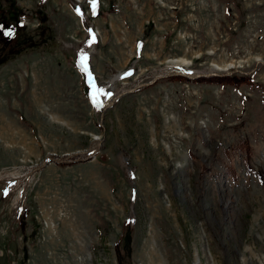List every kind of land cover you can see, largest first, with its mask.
Segmentation results:
<instances>
[{
  "label": "rangeland",
  "instance_id": "obj_1",
  "mask_svg": "<svg viewBox=\"0 0 264 264\" xmlns=\"http://www.w3.org/2000/svg\"><path fill=\"white\" fill-rule=\"evenodd\" d=\"M0 25V264H264V0H0Z\"/></svg>",
  "mask_w": 264,
  "mask_h": 264
},
{
  "label": "snow or ice",
  "instance_id": "obj_2",
  "mask_svg": "<svg viewBox=\"0 0 264 264\" xmlns=\"http://www.w3.org/2000/svg\"><path fill=\"white\" fill-rule=\"evenodd\" d=\"M93 2V6H95V0H92ZM77 11H79V9H77ZM3 26L0 25V29H2ZM14 34V29L9 28L7 31H5V35L11 36ZM94 39V37H93ZM88 57L85 53H81L80 57H79V63L80 66L82 68V71H84L87 74V82L89 83V85L91 86V98L92 101L94 103V105L99 106L100 105V101L98 99V97L100 96V94L104 93V89L103 88H98L97 85L95 84L92 74L89 71L88 68ZM108 95H110V93H108Z\"/></svg>",
  "mask_w": 264,
  "mask_h": 264
},
{
  "label": "trees",
  "instance_id": "obj_3",
  "mask_svg": "<svg viewBox=\"0 0 264 264\" xmlns=\"http://www.w3.org/2000/svg\"><path fill=\"white\" fill-rule=\"evenodd\" d=\"M1 38H2V40H9V39L11 38V36L3 35ZM1 45H3V44H1ZM223 76H225V75H214V76L210 77V79H213V78H219V77H223ZM227 77H228V76H227ZM115 248H117L116 244H115ZM116 253H117V252H116ZM116 256H117V254H116ZM117 260L119 261L120 259L117 258Z\"/></svg>",
  "mask_w": 264,
  "mask_h": 264
},
{
  "label": "bare ground",
  "instance_id": "obj_4",
  "mask_svg": "<svg viewBox=\"0 0 264 264\" xmlns=\"http://www.w3.org/2000/svg\"><path fill=\"white\" fill-rule=\"evenodd\" d=\"M173 67V66H172ZM179 67V66H178ZM178 67H174V68H170L171 70H169L168 69V71L171 73V74H173V73H176V74H179V73H177V72H175V71H182V72H184V73H187V74H192V73H195V72H188L187 70H185V69H181V68H178Z\"/></svg>",
  "mask_w": 264,
  "mask_h": 264
},
{
  "label": "water",
  "instance_id": "obj_5",
  "mask_svg": "<svg viewBox=\"0 0 264 264\" xmlns=\"http://www.w3.org/2000/svg\"><path fill=\"white\" fill-rule=\"evenodd\" d=\"M177 73H179L180 75H184V76H188V77H195V76H206V73H201V72H198V73H195V74H192V75H188L186 73H183L181 71H176ZM171 74V73H170Z\"/></svg>",
  "mask_w": 264,
  "mask_h": 264
}]
</instances>
